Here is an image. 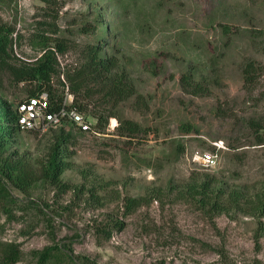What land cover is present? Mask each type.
<instances>
[{
  "label": "rangeland",
  "instance_id": "1",
  "mask_svg": "<svg viewBox=\"0 0 264 264\" xmlns=\"http://www.w3.org/2000/svg\"><path fill=\"white\" fill-rule=\"evenodd\" d=\"M88 45L132 94L77 79ZM50 51L56 99L86 106L91 129L13 133L4 156L41 170L65 140L70 167L67 187L1 180L0 264H264V215L247 203L264 190V0H0V99L15 113L42 83L12 67Z\"/></svg>",
  "mask_w": 264,
  "mask_h": 264
},
{
  "label": "trees",
  "instance_id": "2",
  "mask_svg": "<svg viewBox=\"0 0 264 264\" xmlns=\"http://www.w3.org/2000/svg\"><path fill=\"white\" fill-rule=\"evenodd\" d=\"M63 46H60L59 50L63 51ZM87 53L89 59L85 64V70L81 72L78 78H82L84 75L95 74L96 80H104L103 82H110L111 87L107 93L109 95L124 96L130 95L133 93V85L126 82V75L113 70L117 67L116 62L111 58H106L101 56L102 47L98 45H88L84 49ZM55 53L50 51L43 58L33 65H22L20 67H12L13 76L17 81H26L33 82L37 81L40 84V89L33 90L30 96L38 95L42 91H47L51 103L53 104L52 109L58 108L63 102L62 98L56 99L54 92L51 87L52 74L56 73L55 68ZM76 79V78H75ZM188 84L193 87V91L200 92L203 90L202 85L195 84L190 81V78H187ZM46 85V88L43 86ZM85 86H87L85 84ZM77 109L80 112H83L86 109V106L78 105ZM127 127L124 130V135L133 137L138 129V124L132 120H128ZM17 114L12 110L11 105L6 101H1L0 99V183L2 179L12 182L14 185L21 189H28L32 187L39 179L49 178L53 183L67 187V183H63L60 179L61 174L70 167L69 156L70 150L65 145L66 141L62 140L55 147L51 155L49 164L42 166L41 170L34 169L29 163H26L23 159L17 157L12 158L10 155H3L10 143V138L13 136V133L19 130ZM6 184L2 185L0 188V193L3 189H6ZM244 193L235 190L231 193V199L238 205H240V200L244 197ZM246 202V201H245ZM141 203L140 198H129L128 207H136ZM247 203H252L251 213L258 211L260 214L264 215V190L255 194L252 198H249ZM241 207V206H240ZM242 208V207H241ZM243 209V208H242ZM70 254V253H69ZM71 255V254H70Z\"/></svg>",
  "mask_w": 264,
  "mask_h": 264
},
{
  "label": "built area",
  "instance_id": "3",
  "mask_svg": "<svg viewBox=\"0 0 264 264\" xmlns=\"http://www.w3.org/2000/svg\"><path fill=\"white\" fill-rule=\"evenodd\" d=\"M52 107L53 104L47 91L20 101L16 108L19 127L33 130L40 127L46 128L48 125H61L66 120H70L82 132H88L91 129L84 115L66 100H63L58 108L52 109ZM200 158L205 166H214L217 163L215 152H204Z\"/></svg>",
  "mask_w": 264,
  "mask_h": 264
}]
</instances>
